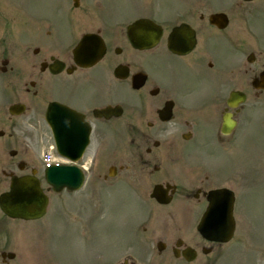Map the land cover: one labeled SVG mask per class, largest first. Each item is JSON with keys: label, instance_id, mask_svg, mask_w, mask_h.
I'll return each instance as SVG.
<instances>
[{"label": "flooded vegetation", "instance_id": "1", "mask_svg": "<svg viewBox=\"0 0 264 264\" xmlns=\"http://www.w3.org/2000/svg\"><path fill=\"white\" fill-rule=\"evenodd\" d=\"M104 2L79 0L74 9L73 2L67 0L70 8L55 9L54 16H45L36 38L15 39L13 48L0 50V193L8 190L13 177L30 176L42 186L40 157L46 148L55 149L51 127L59 116L57 133L69 157L63 160L65 164L71 165L85 133L84 159L95 149L105 151L114 141L127 149L136 146L143 150L144 156L132 160L146 173L137 179L140 185L133 187L135 192L146 185L150 193L155 185L174 187L168 192L171 201L162 206L173 217L167 224L171 240L164 251L186 264H215L226 244L207 242L196 227L208 208L209 192L226 187L234 194L232 210L238 228L236 179L224 176L234 188L226 185L224 178L223 185L213 187L210 178H220L219 168L203 161L187 164L185 159L191 154L184 151V144L201 133L215 136L203 147L221 143L222 117L227 113L234 121L232 133L236 132L242 106L229 108L227 100L243 85L242 65L249 67L246 74H252L250 84L264 73V44L240 13L228 15L227 26L219 29L202 6H167L156 14L158 9L151 3L134 6L124 0L123 7L141 10L131 18L123 8L122 15L117 14L120 10L109 15ZM139 19H148L161 29L159 42L152 49L136 50L128 41V29ZM182 24L193 30L194 47L187 54L172 53L167 38ZM232 24L240 31L234 37L226 34ZM86 35H93L98 45L94 51L101 49L102 56L93 66L81 67L75 64L73 53ZM216 41L226 42L231 53L218 58L209 47L215 48ZM213 73L218 79H210ZM17 105L24 106L23 114H16L13 106ZM177 158L181 161L175 168L168 170L171 164L162 165ZM98 178L107 181L108 176ZM16 239L10 225L0 220V264L11 261ZM124 262L134 264L127 259Z\"/></svg>", "mask_w": 264, "mask_h": 264}, {"label": "rangeland", "instance_id": "2", "mask_svg": "<svg viewBox=\"0 0 264 264\" xmlns=\"http://www.w3.org/2000/svg\"><path fill=\"white\" fill-rule=\"evenodd\" d=\"M104 1L103 9L108 10L109 15H114L117 10H120L117 14L122 15V8L131 18L141 12L133 7H123L124 0ZM130 1L134 6L138 2L151 3L158 9L156 14L162 13L167 6L174 9L202 6L206 13L219 11L232 17L240 13L264 44V0L245 5H240V0ZM70 6L67 0H0V50L13 48L15 39L36 38L45 16H54L55 9L64 11ZM238 32L234 24L226 30L230 37ZM209 47L218 58L231 53L223 41H216L215 48ZM242 66L243 85L239 90L246 93L247 99L237 115L236 132L222 137L221 143L206 147L202 146L203 143L215 138L210 133H201L195 141L184 144V151L191 154V157H185L187 164L208 162L219 168V180L231 175L237 181L234 183L235 209L239 225L234 240L224 246L215 264H264V93L252 90V74L244 72L249 68L246 64ZM210 79H218L217 73H213ZM112 145L113 158H107L104 163L102 155L97 152L99 161L91 164L94 150L85 157L81 165L86 168L84 188L74 194L65 191L47 194L49 206L43 219L1 221L9 224L17 234L11 249L15 257L8 264H122L126 257L134 264H186L175 261L169 253H158L156 249L158 241L167 243L171 240L166 231L171 229L167 224L172 216L164 208L150 203L148 185L141 192H135L133 188L140 185L137 184L138 178L146 176L132 161L144 156L143 150L136 146L127 149L115 142ZM180 161L181 158H177L162 165L171 164L169 170L179 166ZM110 166L123 169L107 181L99 179L107 176ZM127 166L128 170L124 169ZM174 172L177 176V171ZM210 179L213 187L223 185ZM225 184L233 187L232 182Z\"/></svg>", "mask_w": 264, "mask_h": 264}, {"label": "water", "instance_id": "3", "mask_svg": "<svg viewBox=\"0 0 264 264\" xmlns=\"http://www.w3.org/2000/svg\"><path fill=\"white\" fill-rule=\"evenodd\" d=\"M73 1L75 2L74 5L77 6V0ZM218 18V16L212 17L213 20ZM221 23L223 24L219 26L220 28H223L226 23L223 21ZM142 31L145 32V38L138 39L133 37L130 41L134 46L139 48L147 49L152 47L157 41L156 38L158 36V29L152 26L151 23L146 22V20L137 23L135 22V24L131 27L132 36H136ZM188 35L189 31L186 26H181L178 29H175L170 38H168V49L179 54L188 52L194 42V40ZM90 37L91 36H86L74 52L76 61L78 62L77 64L88 66L96 60L92 59L94 56L92 53L89 54V58L84 57L86 48L89 47L91 42ZM179 43H181V45H178ZM83 58H85V60ZM79 59H81V61H78ZM253 86L256 88L262 87L264 89V76H261V81L259 83H255ZM244 100L245 96L243 94H232L228 104L232 107L233 105L244 102ZM231 127L232 125L228 119L224 117L222 127L223 134H229ZM54 137L57 142V135L55 133ZM81 175L80 171L74 167L53 166L48 168L45 173V178L51 188H53L55 192H59L63 188H67L68 190H77L82 187L83 176ZM161 190L162 189L160 187H156L152 197H155L160 203H166L168 202L167 200L164 201L160 199V195L163 193ZM208 199V201H210V206L205 216L201 219L198 226V232H200L203 237L207 238V240L210 239L219 242H226L233 233L231 216L233 204L232 194L225 190H215L210 194ZM46 207L47 198L41 192L39 183L28 177L13 179L10 191L0 197L1 211L13 219L35 220L41 218L45 214ZM213 218H216V220L212 221ZM217 219L220 224H224L226 229L223 227L218 229V227L213 224V222L217 221Z\"/></svg>", "mask_w": 264, "mask_h": 264}]
</instances>
